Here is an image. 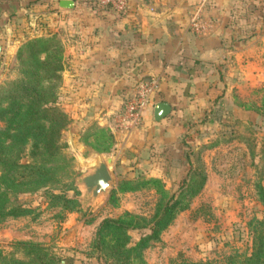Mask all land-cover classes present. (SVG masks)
Listing matches in <instances>:
<instances>
[{"label":"rangeland","instance_id":"1","mask_svg":"<svg viewBox=\"0 0 264 264\" xmlns=\"http://www.w3.org/2000/svg\"><path fill=\"white\" fill-rule=\"evenodd\" d=\"M50 6L49 0H0V98L19 79L38 80L36 125L61 131L58 147L68 163L48 191L10 199L27 213L0 219V262L231 264L249 255V225L264 219V46L253 67L249 57L245 75L232 73L224 93L175 117L164 139L150 109L148 123L141 119L125 136L115 111L78 102L64 86L61 46L36 27L45 25ZM245 6L264 26V0ZM47 40L55 46L42 55ZM9 106L3 101L0 108ZM56 111L65 115L64 125L47 119ZM108 159L110 188L87 202L78 179ZM165 208L168 226L151 240L154 218ZM116 220L124 223L119 229L101 225Z\"/></svg>","mask_w":264,"mask_h":264},{"label":"crops","instance_id":"2","mask_svg":"<svg viewBox=\"0 0 264 264\" xmlns=\"http://www.w3.org/2000/svg\"><path fill=\"white\" fill-rule=\"evenodd\" d=\"M61 1H72V9H60ZM246 1L210 0L200 8L199 0H131L118 16L96 10L92 0H49L45 25L36 27L61 46L62 82L73 88L70 93L78 102L117 114L120 103L153 83V104L142 121L148 123L151 112L164 139L175 117L193 109L198 100L224 93L233 72L242 77L249 57L253 67L258 54L262 56L264 26ZM199 8L205 29L195 33L190 21ZM157 103L170 107L158 123L152 115ZM133 128L120 133L128 136ZM109 130L118 132L111 125Z\"/></svg>","mask_w":264,"mask_h":264},{"label":"trees","instance_id":"3","mask_svg":"<svg viewBox=\"0 0 264 264\" xmlns=\"http://www.w3.org/2000/svg\"><path fill=\"white\" fill-rule=\"evenodd\" d=\"M50 40L41 42L46 45V48L39 50L43 53L42 55L46 53L49 55L52 47L55 46ZM38 83V80L34 81V79H19L13 90L6 94V98H0V107L3 101L10 105L6 109L0 108V122L3 124L0 130V219L25 215L27 212L12 206L10 199L21 194L48 191L50 186L58 184L57 174L64 172L68 165L63 156L64 147H58L61 131L53 127L44 130L36 125L39 120V116L35 113V103H38L40 97L37 90ZM48 104L47 102L44 106ZM42 113H47V109L42 110ZM52 115H47L49 122L58 120L63 125L65 124L67 119L63 113L56 111ZM41 118H44V115ZM37 139L39 141L34 142ZM29 140L33 142L27 143ZM26 154L30 157L28 163L24 158ZM38 158L41 159L38 160ZM170 216L171 213L165 208L159 217L154 218L155 223L149 237L151 240L168 226ZM101 225L119 229L124 223L120 220L104 221ZM249 227L251 252L247 256L231 258V264H264V219ZM21 246L27 247L25 244ZM37 262L38 259H33L29 264H37ZM50 262L51 264L58 263L56 258H51ZM0 264L26 263L8 260L6 263L1 261Z\"/></svg>","mask_w":264,"mask_h":264},{"label":"built area","instance_id":"4","mask_svg":"<svg viewBox=\"0 0 264 264\" xmlns=\"http://www.w3.org/2000/svg\"><path fill=\"white\" fill-rule=\"evenodd\" d=\"M131 0H92L94 8L98 11L110 12L115 15H123L128 7V3ZM210 0H199V7L202 8L206 2ZM199 10L190 21L191 30L195 33H201L205 29V25L199 20ZM154 85L141 86L138 91V95L126 100L121 109L116 115V119L121 123L124 128L136 127L143 116L146 109V104L150 101V92Z\"/></svg>","mask_w":264,"mask_h":264},{"label":"water","instance_id":"5","mask_svg":"<svg viewBox=\"0 0 264 264\" xmlns=\"http://www.w3.org/2000/svg\"><path fill=\"white\" fill-rule=\"evenodd\" d=\"M72 1H61L59 8L62 10H71ZM170 113V107L166 103H157L152 110L153 121L158 123L165 119ZM110 160H98L90 169V172L78 179L77 184L83 187V196L87 202L104 196L110 188L111 177L108 171ZM107 184V187H101V184Z\"/></svg>","mask_w":264,"mask_h":264},{"label":"clouds","instance_id":"6","mask_svg":"<svg viewBox=\"0 0 264 264\" xmlns=\"http://www.w3.org/2000/svg\"><path fill=\"white\" fill-rule=\"evenodd\" d=\"M101 187H107V184L102 183Z\"/></svg>","mask_w":264,"mask_h":264}]
</instances>
